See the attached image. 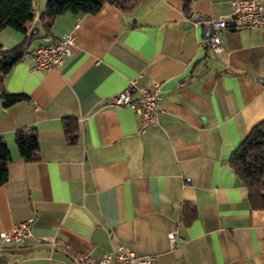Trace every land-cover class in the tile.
I'll use <instances>...</instances> for the list:
<instances>
[{"label":"crops","instance_id":"1","mask_svg":"<svg viewBox=\"0 0 264 264\" xmlns=\"http://www.w3.org/2000/svg\"><path fill=\"white\" fill-rule=\"evenodd\" d=\"M31 1L25 34L0 30V53L27 39L3 78L8 92L27 99L0 101V139L10 149L0 232L33 218L32 236L0 238V264H78L79 255L99 259L116 244L153 255L152 264H264V209L251 207L228 162L264 120V27L222 30L214 53L207 25L193 17L226 15L239 0H189V14L181 0H137L129 12L104 4L94 14L57 15L47 28L39 19L46 0ZM68 32L75 45L64 63L33 69L34 48ZM130 80L137 88L160 83L155 125L112 105ZM66 118L78 125L73 144ZM30 127L34 161L15 144V132ZM185 203L196 212L189 224Z\"/></svg>","mask_w":264,"mask_h":264},{"label":"trees","instance_id":"2","mask_svg":"<svg viewBox=\"0 0 264 264\" xmlns=\"http://www.w3.org/2000/svg\"><path fill=\"white\" fill-rule=\"evenodd\" d=\"M181 1L183 10L189 14V0ZM104 4H112L122 12H129L136 7L137 0H46L39 19L47 28L57 15L94 14ZM34 14L31 0H0V30L10 27L25 34ZM26 42L25 38L23 42L12 48L3 49L0 53V101L5 107L27 99L25 94L8 92L3 85L4 76L24 56ZM63 125L67 142L75 143L78 138L76 121L73 118H66ZM15 144L24 160L38 159V139L33 127L18 129L15 132ZM9 161L10 149L6 142L0 139V185L8 178ZM228 162L247 189L251 207L264 209V120L251 128ZM181 216L182 221L189 224L196 216L195 208L190 204H183Z\"/></svg>","mask_w":264,"mask_h":264},{"label":"built area","instance_id":"3","mask_svg":"<svg viewBox=\"0 0 264 264\" xmlns=\"http://www.w3.org/2000/svg\"><path fill=\"white\" fill-rule=\"evenodd\" d=\"M194 25L205 23L209 30L208 44L214 53L222 51L220 33L222 30H235L241 27H264V0H239L232 3L230 13L217 18H205L200 15L193 17ZM75 45V35L68 32L57 41L37 45L32 54L35 70L60 67L65 58L72 53ZM139 92L137 101L131 99L134 91ZM162 97L161 85L153 82L149 88H137L134 80L113 95L112 105L127 106L134 110L144 125L157 123L160 111L159 102ZM33 218L26 219L14 225L10 231L0 232V238L5 243H16L32 236L31 224ZM168 239L171 244L177 243L176 232H170ZM54 244V243H52ZM151 254L138 255L131 248L116 244L99 259H93L88 254L78 256V264H152Z\"/></svg>","mask_w":264,"mask_h":264},{"label":"water","instance_id":"4","mask_svg":"<svg viewBox=\"0 0 264 264\" xmlns=\"http://www.w3.org/2000/svg\"><path fill=\"white\" fill-rule=\"evenodd\" d=\"M39 29V21L37 19H35L33 21V24L31 26V32H36ZM209 35V34H208ZM208 37V36H207ZM208 43V39L206 38L205 44Z\"/></svg>","mask_w":264,"mask_h":264}]
</instances>
